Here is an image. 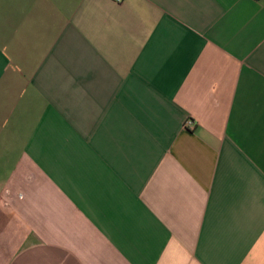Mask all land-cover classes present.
Here are the masks:
<instances>
[{"label":"crops","instance_id":"obj_1","mask_svg":"<svg viewBox=\"0 0 264 264\" xmlns=\"http://www.w3.org/2000/svg\"><path fill=\"white\" fill-rule=\"evenodd\" d=\"M0 264H264V0H0Z\"/></svg>","mask_w":264,"mask_h":264},{"label":"built area","instance_id":"obj_2","mask_svg":"<svg viewBox=\"0 0 264 264\" xmlns=\"http://www.w3.org/2000/svg\"><path fill=\"white\" fill-rule=\"evenodd\" d=\"M123 1L124 0H112V2H115L116 4L122 3ZM193 125H194V123L192 121H190V120H188L187 123H186L187 127H191Z\"/></svg>","mask_w":264,"mask_h":264}]
</instances>
